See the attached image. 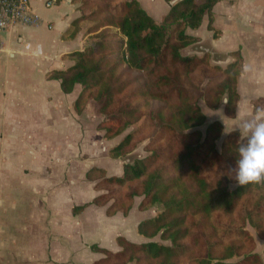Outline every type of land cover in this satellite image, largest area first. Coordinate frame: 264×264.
<instances>
[{"label":"trees","instance_id":"16d2710c","mask_svg":"<svg viewBox=\"0 0 264 264\" xmlns=\"http://www.w3.org/2000/svg\"><path fill=\"white\" fill-rule=\"evenodd\" d=\"M71 1L80 16L68 32L86 26V40L71 55L73 65L55 75L64 93L80 88L76 113L90 104L103 137H120L108 155L122 162V175L91 169L92 203L105 206L106 216H126L135 200L138 211H157L137 226L146 242L118 237L117 253L92 247L103 255L94 264H264V249L262 256L255 252L264 240V182L237 187L230 174L246 138L232 130L221 140L217 121L199 129L200 100L235 116L241 59L234 53L220 67L206 54L182 53L196 41L186 31L210 18L215 0H164L169 11L161 22L135 0ZM143 142L144 155L127 160Z\"/></svg>","mask_w":264,"mask_h":264},{"label":"crops","instance_id":"0c3cea01","mask_svg":"<svg viewBox=\"0 0 264 264\" xmlns=\"http://www.w3.org/2000/svg\"><path fill=\"white\" fill-rule=\"evenodd\" d=\"M46 1L29 0L39 25L0 33V264H94L103 255L92 247L117 253L118 237L146 242L136 229L155 212L138 211L135 200L126 216H106L105 206L92 203L91 169L122 175V162L108 155L120 137H103L90 104L75 112L79 87L61 90L55 72L73 65L71 55L83 49L86 36L68 32L80 16L77 1L55 0L49 8ZM135 1L157 22L169 11L164 0ZM186 34L196 38L186 55L206 54L220 67L234 53L240 57L235 116L226 117L223 105L208 110L214 112L209 123L219 122L223 134L237 130L245 138L243 122L264 101V0H215L210 18Z\"/></svg>","mask_w":264,"mask_h":264},{"label":"clouds","instance_id":"9594fccd","mask_svg":"<svg viewBox=\"0 0 264 264\" xmlns=\"http://www.w3.org/2000/svg\"><path fill=\"white\" fill-rule=\"evenodd\" d=\"M241 130L246 139L238 146L235 166L230 169L237 187L264 182V107L257 108Z\"/></svg>","mask_w":264,"mask_h":264},{"label":"built area","instance_id":"2783aa9c","mask_svg":"<svg viewBox=\"0 0 264 264\" xmlns=\"http://www.w3.org/2000/svg\"><path fill=\"white\" fill-rule=\"evenodd\" d=\"M54 1L47 0L44 6L49 8ZM39 23L40 17L30 9L29 0H0V33L16 25L37 26Z\"/></svg>","mask_w":264,"mask_h":264},{"label":"rangeland","instance_id":"374dc122","mask_svg":"<svg viewBox=\"0 0 264 264\" xmlns=\"http://www.w3.org/2000/svg\"><path fill=\"white\" fill-rule=\"evenodd\" d=\"M87 25H89V22L87 23ZM85 28H86V26H84V28H82L81 31L84 32ZM182 53H183V55H186V54H184V52H182ZM197 106H198L199 110L203 113V115L205 116L204 125L199 128L201 131H204L206 125L209 123L211 115L214 114V112H212V111L208 110V108H206L203 100L198 101ZM91 113L94 114V110H93L92 106H91ZM125 133H127V131L124 132L123 134H125ZM226 134H223V133L221 134V140L225 137ZM144 143L145 142L139 144L129 155H127V160H132L135 157L143 156L144 155V151H143ZM82 186L84 188L88 187V185H86V184H82ZM158 210L161 211V208L159 207ZM154 212H155V214L157 213V211H155V210H154ZM155 214H153V215H155ZM263 249H264V240L257 241L255 252L262 256L263 255Z\"/></svg>","mask_w":264,"mask_h":264}]
</instances>
